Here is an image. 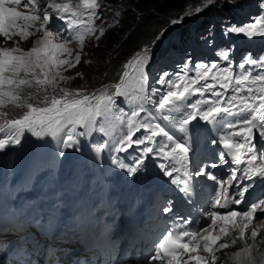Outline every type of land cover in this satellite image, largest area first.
I'll return each instance as SVG.
<instances>
[{"label": "snow or ice", "instance_id": "1", "mask_svg": "<svg viewBox=\"0 0 264 264\" xmlns=\"http://www.w3.org/2000/svg\"><path fill=\"white\" fill-rule=\"evenodd\" d=\"M21 2L0 0V134L3 135L0 150L9 144H19L25 131L36 137H57L67 129L64 142L72 146L76 140V126H83L89 133L93 130L105 132L103 123L97 128V118H107L117 98H128L134 107L127 115L122 113L115 118L126 126L118 143L127 147L118 150L127 151L134 144L152 145L141 150L145 158L155 153L178 163L179 168L160 165L166 175L172 176L188 163L192 149L187 137L189 125L197 119L205 121L222 133L218 140L212 141L221 144L225 150L221 153L222 163H229L224 159L227 155L237 167L231 169L227 179L204 168L196 173L218 186L214 189L212 203L216 210L205 213L206 219L197 227L184 226L166 231L158 239L149 261L216 264L217 252L241 241L243 247L231 254L235 264H264V250L260 249L264 244L261 236L264 199L247 202L245 194L250 184H241L234 190L238 172L245 180H264V143L259 147L255 143L257 133L259 140L264 142V74L253 75L251 70L245 69V64L264 67V57L257 61L249 54L237 66L243 70L239 72L217 63L196 64L192 69L194 75L188 70L171 75L165 72L158 80L163 89H151L154 99L153 95L145 94L146 67L151 58L150 49L145 48L123 64L118 82L111 89L108 85L91 92L85 88L69 89L61 85L83 76L80 72L73 76L65 73L80 64L86 38L97 31L95 20L98 18L96 10L101 7L99 0H78L77 3L47 0L43 8L40 0H26L25 11L5 7L8 3L20 5ZM214 2L204 0L203 7H195L194 12L200 13ZM56 19L66 21L71 34L54 32L51 23ZM179 22L172 21L173 24ZM38 32L42 35L33 40L30 48L20 46ZM228 32L264 37V15L243 25H232L226 28ZM99 33L102 36L104 29L100 28ZM73 41L77 42V48L71 46ZM5 42L12 46H2ZM222 55L227 60L228 51ZM229 90L232 94L226 96ZM145 104L151 105L147 112ZM9 108L23 111L17 117L9 118ZM142 113H146V119H141ZM154 120L164 124L153 123ZM171 129L184 135L177 137ZM140 130L145 131L144 136L134 138ZM142 164L143 160L136 161V166L128 168L129 173L137 172ZM241 165L244 167H239ZM119 166L127 167L123 163ZM173 183L182 182L177 178ZM181 190L189 191L186 186ZM241 204L245 205L244 209L237 210L235 206ZM171 210L170 207L164 209L166 212ZM229 237L230 243L221 242Z\"/></svg>", "mask_w": 264, "mask_h": 264}, {"label": "trees", "instance_id": "2", "mask_svg": "<svg viewBox=\"0 0 264 264\" xmlns=\"http://www.w3.org/2000/svg\"><path fill=\"white\" fill-rule=\"evenodd\" d=\"M104 1L111 3L112 8L119 10V25L114 26V29L109 28L108 35L102 41H92L95 44L92 45V49L89 50L87 55L89 60L84 63L80 62L74 69L65 73V75L73 76L75 73L80 72L83 73V76L76 77L64 84L66 86L88 88L103 82L104 79L106 81L115 79L121 65L119 62L126 55V53H117L121 45L126 44L130 49L136 50L150 46L159 34L165 33L174 20L180 19L179 21H182L177 24L179 25L176 27L177 29H187L189 21H185L187 18L183 17L188 7L191 5L203 7L204 5L199 6V3L203 0H127L128 2L123 3L126 4L125 8L122 4L117 5L118 0ZM237 2L238 0H215L212 5L204 8L202 13L211 17L216 16V14L225 15L231 13L233 4H237ZM154 16H158L159 19L151 20ZM173 34L175 37L178 30H174ZM112 54L117 55V59L115 63L105 68L106 58L111 57Z\"/></svg>", "mask_w": 264, "mask_h": 264}, {"label": "bare ground", "instance_id": "3", "mask_svg": "<svg viewBox=\"0 0 264 264\" xmlns=\"http://www.w3.org/2000/svg\"><path fill=\"white\" fill-rule=\"evenodd\" d=\"M72 154V151H70ZM75 162V160H72ZM78 164V163H77ZM74 168V172L72 173V176L67 178L64 182L63 186L61 184L58 185V188L56 191L64 190L66 196H67V203L69 205L67 211H92V208L97 205V195L98 191L97 188L94 186L93 179L91 176L84 175V172L76 167ZM237 166L234 164V168ZM240 167V166H239ZM231 172V171H230ZM230 172L228 174H230ZM239 172L237 173L238 176ZM230 176V175H229ZM5 178V167L3 166L0 169V205H6L8 204V201L5 197V193L3 190V180ZM264 180L258 179L257 182L261 183ZM56 191H51L46 194H42V196L47 200L44 205L45 207L48 206L49 210L52 211L54 208V204L56 201ZM23 198H21V201L19 204L23 203ZM46 208H44L45 210ZM261 236L264 237V230H262ZM261 237H258V239ZM249 242H251L249 240ZM227 243V242H226ZM238 243V242H237ZM243 243V242H242ZM234 251L224 250V257L225 255L229 254L231 255ZM231 253V254H230ZM231 261H234L232 258H230ZM232 262H230L231 264Z\"/></svg>", "mask_w": 264, "mask_h": 264}, {"label": "rangeland", "instance_id": "4", "mask_svg": "<svg viewBox=\"0 0 264 264\" xmlns=\"http://www.w3.org/2000/svg\"><path fill=\"white\" fill-rule=\"evenodd\" d=\"M45 1H47V0H40V7H42L43 5H44V3H45ZM118 2L119 3H117V5H120V4H122V5H124V7L126 8V4H123V3H126V2H128L127 0H118ZM189 2V1H188ZM192 2V1H191ZM195 3V2H194ZM191 4V3H190ZM189 4V5H190ZM204 4V0L203 1H201L200 3H199V6H202ZM194 8H195V6H193V5H191V6H189L188 7V9H187V11L186 12H188V13H191V12H194ZM157 19H159V17L157 16V17H152V19L151 20H157ZM119 24H117L115 27H117ZM115 27H113V28H111V29H114ZM110 31V29L108 30V31H106L102 36H100V37H98V38H95V36H94V34H92V35H90V36H88L87 38H86V41H85V45H84V49H83V54H82V60H81V63H84V62H87L88 60H89V58H87V55L89 54V50L90 49H92V45L93 44H95V43H92V41H97V40H103L104 39V37L105 36H107L108 35V32ZM42 35V32H38V33H36V36H34V37H32V38H30L28 41H26V42H23L20 46L22 47V48H24V49H28L29 47H31L32 46V43H33V40H35L38 36H41ZM17 39H19L18 37H17ZM172 39V38H171ZM92 43V44H91ZM100 45V44H99ZM2 46H6V47H10V46H12L11 45V43L10 42H5V43H3V45ZM73 48H77V42H74L72 45H71ZM135 51H136V49H130L129 47H128V45H121L120 46V48H119V50H117V53L119 52V54H125L126 53V55H125V57L123 58V59H121V61L119 62V64L121 63H123L124 61H126L130 56H132L134 53H135ZM116 59H117V55H115V54H112V56L111 57H108V58H106V61H105V68H108L109 66H111V64H113V63H115V61H116ZM107 70V69H106ZM247 70H250L249 68H247ZM104 82H106V79H104L103 80V82H101V83H104ZM101 83H99V84H97V85H93V86H89V87H96V86H98V85H100ZM61 86H65V87H69V86H66V85H64V84H62ZM88 87V88H89ZM218 90H220V89H218ZM123 100H125V103H126V98H122ZM124 104V103H123ZM260 239V238H259ZM230 240H231V237H229V238H226L225 240H222L221 242H227V243H230ZM240 247H243V243L241 242V241H238V243L236 244V245H233V246H231V247H229L228 249H226V250H229V251H237ZM260 249L261 250H264V244H261L260 245ZM233 252V253H234ZM217 253H219V259L216 261V263L217 264H230V262H232L231 264H235V261H231L230 260V258H231V255H229V254H226L225 255V259H223V257H224V250L223 251H221V252H217ZM231 254V253H230ZM222 259V260H221Z\"/></svg>", "mask_w": 264, "mask_h": 264}]
</instances>
